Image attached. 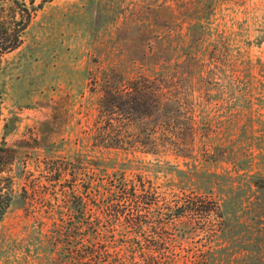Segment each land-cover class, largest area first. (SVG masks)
Wrapping results in <instances>:
<instances>
[{
    "label": "rangeland",
    "instance_id": "obj_1",
    "mask_svg": "<svg viewBox=\"0 0 264 264\" xmlns=\"http://www.w3.org/2000/svg\"><path fill=\"white\" fill-rule=\"evenodd\" d=\"M131 86L145 105L110 109ZM121 174L158 194L142 228ZM185 194L219 213L171 217ZM0 201V264H264V0L44 3L0 53Z\"/></svg>",
    "mask_w": 264,
    "mask_h": 264
},
{
    "label": "trees",
    "instance_id": "obj_2",
    "mask_svg": "<svg viewBox=\"0 0 264 264\" xmlns=\"http://www.w3.org/2000/svg\"><path fill=\"white\" fill-rule=\"evenodd\" d=\"M51 0H0V53L9 52L21 42V34L30 22L33 14L37 9L41 8L44 3ZM1 2L3 4H1ZM129 89H119V102L116 100H108L110 103V109L113 106H117L121 110L127 112H137L141 106L145 105V91L148 90L149 86H131ZM127 99H123V97ZM116 98V99H117ZM112 105V106H111ZM93 185L89 181L83 189H80V230H91L95 232L96 223L95 220L88 215V205L90 197L92 195ZM108 196H114L115 205L110 206L111 210L118 213H125L127 221L134 224L137 228H142L147 223L149 214L153 211V205L158 203V194L153 186L149 182H145L142 178L137 177L136 180H126L123 175H115L108 186ZM194 195L185 194L183 203L178 206L174 212L173 209L166 206V211L172 213L170 216H181L188 212L200 211V212H212L219 213V207L216 202L213 203L212 208L202 209L199 207H191L193 204ZM123 201V203H119ZM126 202L127 203L124 204ZM7 204H3L0 201V210H2ZM160 210V218L155 221V225L164 223L162 221L164 212L162 207H158ZM157 227V226H156ZM161 228V225H160ZM87 244H84L86 246ZM89 250L84 248V253L80 254V261L97 262L101 260L102 256L98 249H96L95 242H89ZM106 251V250H105ZM107 253H105L106 255ZM107 256V255H106ZM104 257V256H103ZM70 258H73L71 256ZM82 262V263H84Z\"/></svg>",
    "mask_w": 264,
    "mask_h": 264
}]
</instances>
